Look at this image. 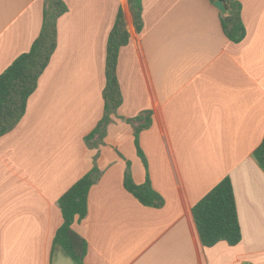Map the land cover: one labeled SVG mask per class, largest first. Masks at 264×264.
I'll return each instance as SVG.
<instances>
[{"label":"crops","instance_id":"crops-1","mask_svg":"<svg viewBox=\"0 0 264 264\" xmlns=\"http://www.w3.org/2000/svg\"><path fill=\"white\" fill-rule=\"evenodd\" d=\"M57 49L24 118L0 138V264H75L55 247L61 197L96 167L88 215L73 230L85 264H264V0H237L246 36L231 41L208 0H142L137 31L129 0H63ZM45 0H0V75L30 51ZM122 11L123 103L103 144L85 138L104 116L109 36ZM150 113L139 158L129 119ZM147 176L164 199L143 206L124 185ZM233 185L236 246L201 244L193 207L220 182Z\"/></svg>","mask_w":264,"mask_h":264},{"label":"trees","instance_id":"trees-1","mask_svg":"<svg viewBox=\"0 0 264 264\" xmlns=\"http://www.w3.org/2000/svg\"><path fill=\"white\" fill-rule=\"evenodd\" d=\"M214 4L223 1L228 9V16L221 18L225 35L233 42H241L246 36L242 20V6L237 0H208ZM137 31H141L142 0H129ZM68 7L63 0H45L43 26L39 36L33 42L29 52L20 55L0 75V138L11 132L24 118L30 97L36 92L39 80L48 68L57 49V22L67 13ZM130 41V34L122 11H119L112 29L107 48L106 86L103 91L105 101L104 116L95 130L85 138L89 148H97L104 142L108 125L112 116L117 114L123 103L117 66L119 54ZM136 138L137 151L147 167L144 153L140 148V133L151 125L150 113L129 119ZM254 157L264 169V139L255 150ZM99 175L95 167L85 175L59 200L63 215V225L56 233L55 247H61L64 254L75 264H85L87 242L73 230V225L88 215V197L92 186ZM125 188L143 206L161 208L164 199L157 193L149 177L143 185L135 184L130 169L126 171ZM192 215L201 244L210 248L220 242L236 246L241 241L239 223L233 185L229 178L220 182L212 191L202 198L192 209Z\"/></svg>","mask_w":264,"mask_h":264},{"label":"water","instance_id":"water-1","mask_svg":"<svg viewBox=\"0 0 264 264\" xmlns=\"http://www.w3.org/2000/svg\"><path fill=\"white\" fill-rule=\"evenodd\" d=\"M213 5L216 9L219 10V12L221 13L223 17L228 16V9L226 5L223 3V1H217Z\"/></svg>","mask_w":264,"mask_h":264},{"label":"rangeland","instance_id":"rangeland-1","mask_svg":"<svg viewBox=\"0 0 264 264\" xmlns=\"http://www.w3.org/2000/svg\"><path fill=\"white\" fill-rule=\"evenodd\" d=\"M132 126V125H131ZM135 137V136H134ZM135 140H136V138H135ZM139 141H140V137H139ZM136 142V141H135ZM135 145H136V143H135ZM142 146L140 145V148H141ZM136 149H137V146H136ZM141 150H142V152L144 153V151H143V148H141ZM137 154H138V152H137ZM139 156V155H138ZM145 157V156H144ZM140 158V157H139Z\"/></svg>","mask_w":264,"mask_h":264}]
</instances>
